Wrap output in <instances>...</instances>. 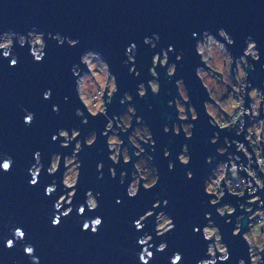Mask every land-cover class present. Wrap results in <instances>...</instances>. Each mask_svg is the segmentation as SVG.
Listing matches in <instances>:
<instances>
[{"label": "water", "instance_id": "obj_1", "mask_svg": "<svg viewBox=\"0 0 264 264\" xmlns=\"http://www.w3.org/2000/svg\"><path fill=\"white\" fill-rule=\"evenodd\" d=\"M220 27L233 37L234 43L229 49L235 57L242 55L246 38L256 41L260 60L252 61L255 70L248 69V79L252 86L263 89L264 0H0V35L8 30L27 35L33 30L43 32L46 40V48L41 53H32V46L27 41L20 46L15 37L12 48L0 49V165L5 159L11 161L10 170L0 167V264H143L139 256L145 248L153 253L152 257H147L144 252L147 264H172L174 252L182 254L178 264H197L205 257L208 243L202 236V227L208 222L205 212L212 213L211 218L219 225L222 240L231 253L223 264H238L241 257L248 259L242 233L232 235L235 215L220 217L215 211L219 205L208 204L212 197L203 190V178L215 166L207 164L205 158L216 155L218 159L226 160V155L220 156L215 151L219 144H223L224 136L244 138L243 135L235 137L234 132L214 130L208 124L209 117L202 107V102L208 97L193 73L199 63V57L194 53L196 39L205 29L215 33ZM56 33L78 38L79 43L69 46L65 41L61 45L53 38ZM153 33L160 37L155 48L145 43V37L151 38ZM133 45L136 48L134 64L139 76L129 72L132 62L125 63L128 56L133 55ZM169 45L174 46V50L168 53L169 63H176L177 72L170 80L166 67L157 66L161 84L159 95H153L149 89L145 97H139L137 84L152 79L148 71L152 56ZM88 49L101 53L117 77L119 91L108 106V117L125 111L128 102L121 104L120 98L129 91L136 115L150 126L156 140L154 152L150 145L143 142L142 145L154 157L159 181L150 190H145L141 182L134 198H130L126 191L134 171L133 164L125 165L122 156L120 163L115 165L109 159L107 138L101 134L107 118L89 115L88 123L83 124L75 114L76 108L83 106L75 90L76 76L71 69ZM181 50L183 59L177 61L176 55ZM4 51L9 52L8 57H4ZM36 55H41L40 61L35 60ZM13 59L17 60L15 65L11 63ZM248 59L251 61V57ZM180 76L184 77L199 113L196 121H191L189 113V121L195 125L191 138H186L182 130L178 135L163 130L166 123L171 126L178 120L175 107H169L167 101L178 96L174 81ZM49 89L51 96L46 99L44 92ZM54 105L58 106V111L53 110ZM29 113L34 116L30 123H26L25 116ZM135 125L134 116L132 128ZM73 128L80 129L78 139L83 140L89 132L95 131L97 140L91 147L85 145L78 154L82 165L71 205L65 202L57 210L55 201L69 189L62 184L65 171L63 155L55 174L47 171L50 156L53 153L71 155L75 141L64 148L61 147L62 138L54 141L52 136L60 129L71 131ZM132 128L128 132H120L130 154L133 146L127 137ZM214 131L220 132L217 144L210 142ZM184 144L188 145L191 157L187 165L177 158ZM165 147L170 150L168 157L163 155ZM37 151L41 153L43 166L35 178L37 183L32 185L29 169L36 165L34 154ZM230 151H235L234 145ZM220 152L224 153L225 149ZM136 159L133 154V162ZM170 160L175 165L173 170L168 168ZM99 161L104 162L102 178H99L96 167ZM110 167L116 168L115 178L109 173ZM125 169L129 176L122 184L119 174ZM188 171L193 173L191 179L187 176ZM53 182L56 188L47 193V186ZM89 189L94 195L98 194L99 203L95 210H90L86 204ZM225 191L221 203L234 204L236 214H240L242 210L236 204L237 198ZM258 194L262 195L260 199H264V190ZM243 195L246 196L240 198L242 202L247 200V193ZM117 198H120V203H117ZM165 198L167 206L163 205ZM156 200L161 201V206L155 211L162 208L175 224V228L163 236H158L154 230V217L141 222L139 230L134 224ZM258 200L248 201L251 208L246 209V204L245 217L237 218L242 232L247 230L253 219L250 215ZM69 206L72 211L64 216L63 210ZM81 206L85 209L83 213L79 212ZM55 216L60 217L58 226L52 224ZM96 217H102V224L93 233L91 220ZM228 219L231 223H225ZM86 221L89 228L83 229ZM195 226H199V233L194 230ZM17 228L24 233L23 236L16 234ZM145 234H151L153 239L140 245L139 238ZM9 239L13 240L11 247L6 243ZM162 241L167 242V247L158 251L157 246ZM27 246L34 248L33 253H26Z\"/></svg>", "mask_w": 264, "mask_h": 264}, {"label": "clouds", "instance_id": "obj_2", "mask_svg": "<svg viewBox=\"0 0 264 264\" xmlns=\"http://www.w3.org/2000/svg\"><path fill=\"white\" fill-rule=\"evenodd\" d=\"M49 35H52L49 33ZM195 35V33L193 34ZM18 41L20 46H24L26 41L30 43L32 53H41L42 49L46 48V40L44 39V33L39 31L30 30L27 35L17 34L12 30H8L0 35V49H10L14 45V39ZM58 41L59 44L63 45L67 41L69 46H75L79 43V39H73L70 37H64L59 33H56L53 37ZM160 39L158 33H153V36L145 37V43L149 44L150 47L155 48L156 42ZM234 43L233 37L223 27L216 30L215 33L205 29L200 38L196 39L194 44V53L199 57V63L193 69V73L196 79L199 80L202 88L205 90L208 99L202 102V107L209 117L208 124L215 130H226L229 133L235 134V137L243 135V140L230 138L228 135L224 136L223 145L216 148V153L220 156H227V159H218L216 155H208L205 158V162L209 165L215 164L209 171V174L203 178V190L204 193L212 197L207 201L215 208L216 213L220 217H228L235 215V227L232 229V235L238 236L242 233V240L247 245V257H241L238 260V264H264V238H255L249 234V225L247 230L242 232V227L237 223V218L240 216L245 217L244 206L247 204L249 197L259 196L261 190H264V117L261 113L264 112V89L253 87L248 79V69L255 70V64L252 61L260 60V50L255 40L246 38V47L243 49L242 55L235 57L232 55L229 46ZM169 50H174V46L169 45L167 49H161L160 52L155 53L152 56V64L148 69L152 79L140 81L137 84V94L143 98L146 96L148 90H151L153 95H159L161 90V84L159 80V73L157 66L166 67L167 76L171 78L177 72L176 63H169ZM131 51L133 55L128 56L125 61L126 64L132 62V67L129 68V72L136 76H139V71L135 68L134 59L136 48L133 45ZM4 57H8L9 52L4 51ZM207 57V58H206ZM251 57V61L248 59ZM183 59V50L176 55V60L181 61ZM36 61L41 60V55L35 56ZM219 61L225 66L224 72H217L212 66L213 62ZM12 65L17 63V60L11 61ZM233 64L235 65L233 69ZM83 65V67H81ZM264 68V65H261ZM72 72L75 74V90L78 99L83 107H77L75 114L81 118V123H88V116L95 118L98 115H103L107 118V124L103 129L102 135L106 136V144L108 148L109 159L113 165L119 164L122 156L123 163L125 165L132 163L134 171L131 172V180L127 184V195L130 198L137 196L139 189L142 186L145 190L152 189L157 185L159 181L158 169L155 167L153 160L154 157L150 152L146 151L143 144L150 145L152 152L155 151L156 140L153 138V133L150 126L143 120L139 115H136L135 104L132 103L133 96L129 91H125L121 98L120 103H127V110L123 114H113L110 118L108 117V106L112 103L113 98L119 91L117 77L112 73L111 67L103 55L95 50H85L81 56L80 61L72 66ZM101 76L104 79H101ZM212 80V86L206 84V80ZM226 80L234 81L235 85L232 88V98L234 103L231 107L225 109L223 105H218L213 102V94L217 98L223 97L228 91V86L225 84ZM175 87L178 92V96H174L171 100L167 101L169 107L174 106L177 113V121H174L171 126L169 124L164 125V132L173 131L175 134H179L182 130L186 138L193 136L194 123L189 121V113L191 115V121L198 119L199 113L196 105L193 104L189 88L183 76H180L175 81ZM250 89V90H249ZM51 89L44 92V97L50 98ZM247 98V99H246ZM247 104V106H246ZM182 106V107H181ZM151 108L152 106L149 105ZM54 111H58V106H53ZM86 110V112H85ZM27 111V110H25ZM87 113V115H86ZM34 114L29 113L25 116V122L30 123L33 119ZM135 116L136 125L132 128L133 117ZM247 117V119H246ZM127 122V127H124ZM132 128L131 133L127 139L133 146V153L130 154L129 146L125 144V141L121 138L120 132H128ZM110 133V134H109ZM242 133V134H241ZM81 135L80 129L73 128L71 131L68 129H60L57 134H53L52 139L55 141L58 137L62 138L61 147L67 148L71 146L72 142L75 141V147L72 150L71 155L53 153L50 156V166L47 171L50 174H55L60 165L63 155V164L65 171L63 172L62 184L67 188L71 189L62 195L55 201L54 208L59 210L62 205L67 202L71 205L73 197L76 194V185L78 183L79 170L82 165V161L79 159V153L83 150L84 146H93L97 140V133L92 131L90 134L85 136L83 140L78 139ZM220 140V132L214 131L210 137L212 144H217ZM235 146V151H230L232 146ZM249 148L251 151H249ZM220 149H225L224 153L220 152ZM102 152L103 149H98ZM242 155H240V154ZM138 157L134 162L132 155ZM165 157L170 156V150L165 147L163 150ZM36 165L29 169L33 179L30 181L32 185L37 183L35 179L37 174L41 172L42 168V156L39 151L35 154ZM126 156L128 159H126ZM70 158H74L72 167L76 170V175L73 182H69L67 179L68 165L65 163ZM178 160L187 165L190 162L189 148L187 144L182 145V150L178 153ZM10 159H5L0 165L3 170H10ZM97 171L99 178L103 177L104 162L99 161L97 163ZM175 167L173 161H169L168 168L173 170ZM258 169V170H257ZM109 173L112 178H115L117 171L115 167L109 168ZM120 183H124L129 176L127 169L120 172ZM189 179L192 178L193 173L187 172ZM56 188L55 182L48 185L46 188L47 193H52ZM231 196L237 198L236 204L242 211L240 214L237 213V208L230 202H223L222 198L225 197L226 191ZM247 193V200L242 202L240 198H244ZM96 195L91 189L86 192V204L90 210H95L98 207V200ZM120 198H117V203H120ZM168 200H163V205L167 206ZM256 212L253 215H259L261 220L264 221V199H259L254 204ZM161 201L156 200L152 207L145 211L134 221L135 227L139 230L142 227L143 221L147 218L154 217L155 232L158 236H163L170 230L175 228L174 220L169 216L162 208L160 211H155L160 208ZM229 208H233L234 211H229ZM72 208L69 206L64 208L63 215L67 216L71 213ZM84 207L79 208V212L83 213ZM211 212H205V219L208 221L202 227V236L207 241V249L204 258L197 261V264H217V262H226L230 258V251L225 242L222 240V233L219 225L211 218ZM60 223V217L55 216L52 220L53 226H58ZM225 223H231V219L225 220ZM92 232L98 231V226L102 224V217H96L91 220ZM83 229L89 228V223L86 221L83 223ZM194 230L200 232L199 226H195ZM16 234L23 236L24 233L17 228ZM153 237L151 234H145L139 238V244L145 245L152 241ZM7 246L13 245V240H7ZM167 247V242L162 241L157 246L158 251H163ZM26 253H33L34 248L27 246L25 248ZM147 253V257H152L153 253L147 248L141 252L139 259L143 264H147V259L144 255ZM219 254V255H218ZM182 259V254L174 252L171 262L172 264H178Z\"/></svg>", "mask_w": 264, "mask_h": 264}, {"label": "rangeland", "instance_id": "obj_3", "mask_svg": "<svg viewBox=\"0 0 264 264\" xmlns=\"http://www.w3.org/2000/svg\"><path fill=\"white\" fill-rule=\"evenodd\" d=\"M129 56H131V54ZM170 63H172V62H170ZM212 66L217 70V72H224L225 76H227V72L225 71L224 64H222L219 61H216V62H213V65ZM101 79H104V77L101 76ZM232 82L233 81H230V80H226L225 81V84L228 86V91L225 93V95L223 97L217 98L215 94H213V97H212L215 103H217L218 105H223L225 109L231 107L232 104L234 103L233 98H232V90H231L234 84ZM212 83H213L212 80H210V79L209 80H206V84L208 86H212ZM126 110H127V108L125 109V111ZM124 112H122L121 114H123ZM127 126H128L127 125V122H125L124 127H127ZM135 126H137V125H135ZM131 131H132V129H131ZM91 132H89L88 134H90ZM126 159H128L127 156H126ZM73 161H74V158H70L67 161H65V163L68 165V175H67V179H68L69 182H73L74 181V178H75V175H76V170H75L74 167H72ZM69 191H71V189H69ZM255 212H256V210H254L253 213H255ZM255 216L256 215H253V218ZM248 231H249V234L251 236L255 237V238H264V221H255L254 224H253V226H251L248 229Z\"/></svg>", "mask_w": 264, "mask_h": 264}, {"label": "built area", "instance_id": "obj_4", "mask_svg": "<svg viewBox=\"0 0 264 264\" xmlns=\"http://www.w3.org/2000/svg\"><path fill=\"white\" fill-rule=\"evenodd\" d=\"M232 83L235 85V82H234V81H233ZM263 83H264V82H263ZM234 85H233V87H234ZM233 87H232V88H233ZM253 87H254V86H253ZM257 88H258V87H257ZM260 89H261V88H260ZM263 89H264V87H263ZM231 90H232V89H231ZM249 90H250V89H249ZM262 103H264V102H262ZM262 117H264V112H262ZM246 119H247V118H246ZM222 151H224V149H222ZM257 170H258V169H257ZM254 199H260V197H259V196L249 197V200H248V201H253ZM257 202H258V201H257ZM257 202H256V203H257ZM245 207H246V209L251 208V206H250L249 204H247ZM232 209H233V208H229L228 210H229V211H232ZM254 210H256V208H254ZM253 212H254V211H253ZM253 212H252V213H253ZM250 218H253V214L250 215ZM255 221H262L259 215H256L252 220H250V222H249V224H248V225H249V228H250L251 226H253V224H254Z\"/></svg>", "mask_w": 264, "mask_h": 264}, {"label": "flooded vegetation", "instance_id": "obj_5", "mask_svg": "<svg viewBox=\"0 0 264 264\" xmlns=\"http://www.w3.org/2000/svg\"><path fill=\"white\" fill-rule=\"evenodd\" d=\"M141 143H142V142H141ZM222 145H223V144H219V146H222ZM219 146H218V147H219ZM220 150L222 151V149H220ZM137 158H138V157H137Z\"/></svg>", "mask_w": 264, "mask_h": 264}, {"label": "bare ground", "instance_id": "obj_6", "mask_svg": "<svg viewBox=\"0 0 264 264\" xmlns=\"http://www.w3.org/2000/svg\"><path fill=\"white\" fill-rule=\"evenodd\" d=\"M3 35V34H2Z\"/></svg>", "mask_w": 264, "mask_h": 264}]
</instances>
